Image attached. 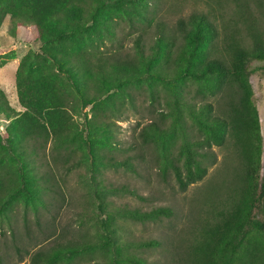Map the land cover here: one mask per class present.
<instances>
[{
    "label": "trees",
    "instance_id": "1",
    "mask_svg": "<svg viewBox=\"0 0 264 264\" xmlns=\"http://www.w3.org/2000/svg\"><path fill=\"white\" fill-rule=\"evenodd\" d=\"M203 1L208 9H192L169 26L158 18L161 0H0V23L8 15L13 24H30L40 42L38 52L25 54L15 70V93L23 110L15 112L0 90V112L12 118L11 139L8 134L4 144L0 140V213L18 193L24 201H40L42 191L52 199L53 194L62 197L60 169L68 172L83 163L96 171L103 163V144L115 146L106 141L108 126L100 112L117 117L125 98L134 106L130 89H143L149 118L136 135L153 156L160 179L169 176L184 191L213 163L210 146L224 141L238 159L233 185L227 186L226 197L211 200L212 218L200 223L179 264H264V146L248 82L249 74L264 69V64L248 67L250 61L264 60V34L252 26V0H228L234 9L226 20L227 0ZM112 21L127 27L119 34L110 31L111 44L105 46L99 28ZM128 36L132 45L123 52ZM87 104L92 113L83 114L81 134L72 115ZM96 127L102 134H95ZM46 145L50 162L38 172L34 156ZM130 159L109 156L104 165L134 172L136 163ZM90 179L92 203L105 211L98 219L101 234L82 229L89 214L80 210L78 229L30 252L29 264H149L130 249L155 242L120 234L123 228L115 217L152 222L170 216V208L113 206L106 200L111 188Z\"/></svg>",
    "mask_w": 264,
    "mask_h": 264
},
{
    "label": "rangeland",
    "instance_id": "2",
    "mask_svg": "<svg viewBox=\"0 0 264 264\" xmlns=\"http://www.w3.org/2000/svg\"><path fill=\"white\" fill-rule=\"evenodd\" d=\"M209 4L215 5L214 1H209ZM159 8L158 18L170 26L174 24L176 18L187 16L192 9L206 10L208 6L203 0H161ZM233 9V4L227 0L223 8L225 20L232 14ZM249 13L253 20L252 26L264 34V0H252L249 4ZM121 27H123L122 31H125L127 26L120 21L118 25L115 21L100 25L99 37L105 46L110 43V37H108L110 31L114 30L116 34H119ZM239 27L244 36V26L240 24ZM33 31L34 28L30 24H13L8 15L0 23V90L7 104L15 112L23 110L15 93V70L25 54L37 53L40 46ZM89 31L91 38L96 35L95 28L91 27ZM153 31L154 26L152 25L147 30V36L150 37ZM131 38L132 36L124 38L123 52L131 48ZM258 64H264V60L250 61L248 67L251 68ZM58 75L66 81L63 74L58 73ZM248 82L264 146V69H257L249 74ZM158 87L162 89L164 85L159 84ZM191 87L192 85L189 84L186 96H189ZM130 90L133 107L129 106L128 98H125L119 117L111 116L108 111L100 112L108 126V131L105 133L109 139L106 141L115 146L110 149L108 144H103V163L96 166V171L90 170L83 163L72 167L68 172L60 169L57 174L62 173L59 175L62 178L63 195L61 197L53 194L52 199L49 193L44 195L42 191L40 201L42 203L43 200V204L49 201L48 205L39 204L40 201L37 198L33 201H24L21 193L8 201L11 204L8 203L0 213V264H29L30 252L45 248L63 238L61 236L68 237L78 229L76 214L80 210L89 214L84 220L82 229H86L89 234H101L98 219L103 218L105 211L97 209L96 203H92L96 201L90 194L91 192L88 193V188L92 187L91 176L101 185L111 188L106 192V200L113 206L125 204L140 209L155 206L170 208V216L152 222H138L121 216L115 217L116 224L123 228L120 234H126L127 238L136 241L152 240L155 242V245L151 247L130 249L131 252L144 257L149 264H179L183 259L187 246L198 232L200 223L212 218L210 216L211 202L217 203L218 200L226 197L227 186L230 182L233 185V175L238 168V159L230 142L224 141L221 146H210L214 155L213 163L208 165L202 179L189 184L184 191L176 188L171 177L168 176L166 180L160 179L153 156L145 146L141 145L136 135L140 126L149 118L147 97L143 89L132 88ZM209 100L213 101L212 98ZM115 103L118 105L119 101ZM90 107L91 104H87L77 109L72 115L77 124L76 129L81 134L80 129L85 126L84 115L89 117L92 113ZM101 115L97 118L98 122L102 121ZM11 119L9 114L0 112V140L3 144L8 134H10L9 140L12 136ZM101 130L96 127L95 134H102ZM36 153L33 162H36L38 172H44L43 163L50 162L48 145L44 150H37ZM109 156H112L115 161H122L127 156L131 157L130 162L136 163V170L132 172L121 165H104ZM133 156L140 157L132 158ZM15 163V166H19L18 162ZM124 189H129L134 193L125 192ZM27 191L32 195L30 187ZM97 252L98 250L92 255L94 256Z\"/></svg>",
    "mask_w": 264,
    "mask_h": 264
}]
</instances>
